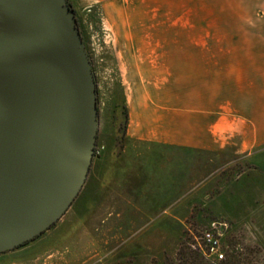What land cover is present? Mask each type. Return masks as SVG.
<instances>
[{"label":"rangeland","instance_id":"rangeland-1","mask_svg":"<svg viewBox=\"0 0 264 264\" xmlns=\"http://www.w3.org/2000/svg\"><path fill=\"white\" fill-rule=\"evenodd\" d=\"M69 3L97 80L99 154L66 215L0 264H264L251 124L264 118V0ZM132 99L167 134L214 132L223 150L133 139ZM214 221L228 224L221 262L200 240Z\"/></svg>","mask_w":264,"mask_h":264},{"label":"water","instance_id":"water-1","mask_svg":"<svg viewBox=\"0 0 264 264\" xmlns=\"http://www.w3.org/2000/svg\"><path fill=\"white\" fill-rule=\"evenodd\" d=\"M69 0H0V255L54 227L100 130L92 60Z\"/></svg>","mask_w":264,"mask_h":264},{"label":"crops","instance_id":"crops-1","mask_svg":"<svg viewBox=\"0 0 264 264\" xmlns=\"http://www.w3.org/2000/svg\"><path fill=\"white\" fill-rule=\"evenodd\" d=\"M131 102L130 107V122H129V135L133 139L150 141V142H165L169 145L182 146L184 148H200L209 151L223 150L221 137L214 134H207L202 139L191 136L186 137L184 135L167 134L161 128L167 124L166 121L160 120L159 111L151 106L150 102H140L138 100ZM176 120V118H173ZM220 121V120H219ZM176 123V122H175ZM217 119L212 128L217 126ZM170 124V123H169ZM253 131L262 130L263 132L255 136L258 139L256 145L264 144V118L262 121H251ZM210 129V131H211ZM252 132V137H254ZM251 137V138H252Z\"/></svg>","mask_w":264,"mask_h":264},{"label":"built area","instance_id":"built-area-1","mask_svg":"<svg viewBox=\"0 0 264 264\" xmlns=\"http://www.w3.org/2000/svg\"><path fill=\"white\" fill-rule=\"evenodd\" d=\"M95 155L99 154V151L95 149ZM228 230V224L220 222H212L210 227L203 232L200 240L202 244L206 247L205 255L214 256L218 261L226 260L225 250L222 246V240L224 238L225 232ZM199 248L202 250V245H199Z\"/></svg>","mask_w":264,"mask_h":264},{"label":"trees","instance_id":"trees-1","mask_svg":"<svg viewBox=\"0 0 264 264\" xmlns=\"http://www.w3.org/2000/svg\"><path fill=\"white\" fill-rule=\"evenodd\" d=\"M68 5L70 6V8L73 10V8H72V6L70 5V3H68ZM74 11V10H73ZM74 13H75V11H74ZM76 15V14H75Z\"/></svg>","mask_w":264,"mask_h":264},{"label":"flooded vegetation","instance_id":"flooded-vegetation-1","mask_svg":"<svg viewBox=\"0 0 264 264\" xmlns=\"http://www.w3.org/2000/svg\"><path fill=\"white\" fill-rule=\"evenodd\" d=\"M68 3H69V1H68Z\"/></svg>","mask_w":264,"mask_h":264}]
</instances>
